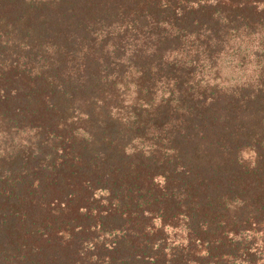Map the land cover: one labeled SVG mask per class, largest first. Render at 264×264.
Masks as SVG:
<instances>
[{
    "label": "trees",
    "instance_id": "1",
    "mask_svg": "<svg viewBox=\"0 0 264 264\" xmlns=\"http://www.w3.org/2000/svg\"><path fill=\"white\" fill-rule=\"evenodd\" d=\"M0 264H264V0H0Z\"/></svg>",
    "mask_w": 264,
    "mask_h": 264
},
{
    "label": "rangeland",
    "instance_id": "2",
    "mask_svg": "<svg viewBox=\"0 0 264 264\" xmlns=\"http://www.w3.org/2000/svg\"><path fill=\"white\" fill-rule=\"evenodd\" d=\"M223 70H224V74H229L230 76H234V74L236 73V74H238L239 75V77H241L242 76V74H240V73H237V72H233V69H232V67H230L229 65H226V66H224V68H223Z\"/></svg>",
    "mask_w": 264,
    "mask_h": 264
}]
</instances>
